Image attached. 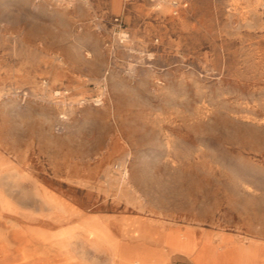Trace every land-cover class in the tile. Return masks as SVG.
Segmentation results:
<instances>
[{
    "label": "rangeland",
    "instance_id": "1",
    "mask_svg": "<svg viewBox=\"0 0 264 264\" xmlns=\"http://www.w3.org/2000/svg\"><path fill=\"white\" fill-rule=\"evenodd\" d=\"M0 170L28 216L46 189L112 245L128 214L264 236V0H0Z\"/></svg>",
    "mask_w": 264,
    "mask_h": 264
},
{
    "label": "crops",
    "instance_id": "2",
    "mask_svg": "<svg viewBox=\"0 0 264 264\" xmlns=\"http://www.w3.org/2000/svg\"><path fill=\"white\" fill-rule=\"evenodd\" d=\"M88 216L107 226L110 232H122L124 228L122 218ZM124 219L125 225L133 226L128 229L131 234L125 235L120 244L127 262L264 264V236L251 234L240 226L224 228L220 224L169 222L133 214L125 215Z\"/></svg>",
    "mask_w": 264,
    "mask_h": 264
},
{
    "label": "bare ground",
    "instance_id": "3",
    "mask_svg": "<svg viewBox=\"0 0 264 264\" xmlns=\"http://www.w3.org/2000/svg\"><path fill=\"white\" fill-rule=\"evenodd\" d=\"M42 190L39 200L36 198L40 201L39 219L23 212V202V206L18 207L0 191V264H79L75 259L78 238L89 242L93 252L111 251L112 264H134L124 260L120 246L110 244L105 228L94 225L89 218L79 223L81 214L74 205ZM42 211L47 213L42 214Z\"/></svg>",
    "mask_w": 264,
    "mask_h": 264
},
{
    "label": "built area",
    "instance_id": "4",
    "mask_svg": "<svg viewBox=\"0 0 264 264\" xmlns=\"http://www.w3.org/2000/svg\"><path fill=\"white\" fill-rule=\"evenodd\" d=\"M122 35H124V36H122L121 42L124 41L127 38V35L126 34H122Z\"/></svg>",
    "mask_w": 264,
    "mask_h": 264
}]
</instances>
